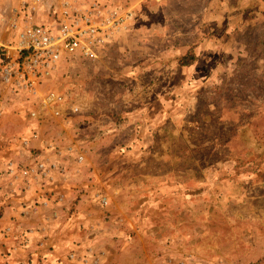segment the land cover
Listing matches in <instances>:
<instances>
[{"label":"rangeland","instance_id":"1","mask_svg":"<svg viewBox=\"0 0 264 264\" xmlns=\"http://www.w3.org/2000/svg\"><path fill=\"white\" fill-rule=\"evenodd\" d=\"M23 1L0 0V13L13 20ZM63 1L29 18L50 23ZM118 1L130 17L113 41L64 58L41 86L68 96L64 116L36 124L23 115L40 96L5 100L0 220L17 198L25 219L74 224L72 245L40 241L27 264H264V0ZM31 156L57 164L55 191L1 177ZM4 234L17 238L4 258L30 244Z\"/></svg>","mask_w":264,"mask_h":264},{"label":"built area","instance_id":"2","mask_svg":"<svg viewBox=\"0 0 264 264\" xmlns=\"http://www.w3.org/2000/svg\"><path fill=\"white\" fill-rule=\"evenodd\" d=\"M72 1L64 0L59 9L54 8L50 23H35L29 18L40 0H33L27 8L28 1L24 0L23 10L13 20L0 13V120L5 112L2 101L20 94L40 96V106L24 112L26 121L43 125L48 118L64 116L68 96L55 90L41 91L42 84L64 58L74 55L97 58L99 50L112 41L130 17V12H123L109 0H77L76 5ZM7 29L13 31L9 39L5 36ZM72 106L71 112L79 110L78 106ZM36 129L37 126L20 142L27 146L39 139ZM31 159L22 166L8 160L1 177L19 179L24 191H55L48 185L53 182L57 164L38 156ZM101 200L107 203L106 198ZM1 204L0 197V208Z\"/></svg>","mask_w":264,"mask_h":264},{"label":"crops","instance_id":"3","mask_svg":"<svg viewBox=\"0 0 264 264\" xmlns=\"http://www.w3.org/2000/svg\"><path fill=\"white\" fill-rule=\"evenodd\" d=\"M109 1H110V4L115 3L116 5H114V6L120 7L118 0H109ZM113 39H112V41H113ZM11 99H13V98H11ZM8 103L9 102H7V101H4V100L2 101L5 112H4L3 118L0 121L5 119L7 116L6 104H8ZM15 200L16 201H15L14 206L6 208V216L2 217V219L0 220V264H27V260H28L29 255H32V257L34 258V257H37L35 255V252H37V251L40 252V248L37 246V243H39L40 241L47 242L48 246L54 245L57 249L56 250L57 253H58V250H61L59 248H65L64 244L72 245L71 242L76 241L75 237H73L76 234H78V232L76 230L69 231L70 232V234H68L69 237L65 236V234H63V232L66 231L69 228V226H70V228L72 226H74L73 223L71 224L72 221H69V222L63 221L59 225H57V223H55V222H54V224H52V221L49 223H46V220L45 221L43 220V218L41 217L42 216L41 214L31 215L32 217L25 219V217H23V216L21 217V214H20L21 209L18 206V201H17L18 199L15 198ZM22 219H24V220H22ZM71 220H74V219L72 218ZM8 225L13 226L14 232L16 234H19V236L17 235L19 238H20V235L25 232V234L28 236L27 238L30 240V242H29L30 244L25 248L24 247L19 248L17 251H15L8 258H4L3 255L6 254V250H8V248L10 247V243H12V242L14 243V241L17 240V238H15L13 235H12V237L7 236L6 238H3V237H5L4 228ZM56 226H59V228L55 229ZM63 226H64V229L62 230ZM2 230H3V235H1ZM8 238H9V240H8ZM19 238H18V240L20 241ZM6 243H8V244H6ZM54 251L55 250L48 251L47 254L53 253ZM54 255L55 254L53 253L51 256H54ZM59 255L60 254H58V256Z\"/></svg>","mask_w":264,"mask_h":264},{"label":"trees","instance_id":"4","mask_svg":"<svg viewBox=\"0 0 264 264\" xmlns=\"http://www.w3.org/2000/svg\"><path fill=\"white\" fill-rule=\"evenodd\" d=\"M197 59L196 55L194 52H189L185 56L182 57L181 59V64L182 65H191L195 60Z\"/></svg>","mask_w":264,"mask_h":264}]
</instances>
